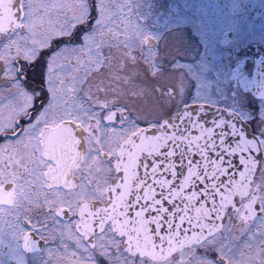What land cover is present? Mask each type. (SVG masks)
Here are the masks:
<instances>
[{
	"label": "snow or ice",
	"instance_id": "1",
	"mask_svg": "<svg viewBox=\"0 0 264 264\" xmlns=\"http://www.w3.org/2000/svg\"><path fill=\"white\" fill-rule=\"evenodd\" d=\"M125 7L131 15L145 5L130 0L121 11ZM65 8L73 13L71 22L52 27L50 13ZM94 9L91 16L90 0L71 5L0 0L2 71L23 101L6 123L0 122V133L15 135L16 118L28 116L42 95L24 87L28 66L51 47L53 36L70 41L46 56V102L15 142L23 151L0 149V236L7 224L9 234L23 241L8 245L0 264H29L26 253L32 254L31 264H50L52 250L39 248L34 236L45 245L59 241L63 253L57 251V264H98L97 255L104 264H264V161L253 155L264 154V72L257 83L239 65L233 69L231 79L243 91L231 88V97H222L230 103L216 110L212 126H205L204 105L211 108L215 102L199 76L192 103L185 98L182 70L191 69L180 62L188 54L182 36L148 32L138 23L148 19L147 13H138L135 21L122 18L123 31H114L108 27L112 13L105 0H96ZM76 25L83 26L79 45L71 43ZM101 45L115 47L119 56L104 57ZM77 49L88 53L85 76L67 84L57 73L59 61ZM105 59L115 68L106 79L89 83L91 69L99 72ZM21 60L25 63L13 64ZM145 96L154 101L158 116L149 119L151 111L133 115L122 103ZM37 129L39 135H33Z\"/></svg>",
	"mask_w": 264,
	"mask_h": 264
},
{
	"label": "flooded vegetation",
	"instance_id": "2",
	"mask_svg": "<svg viewBox=\"0 0 264 264\" xmlns=\"http://www.w3.org/2000/svg\"><path fill=\"white\" fill-rule=\"evenodd\" d=\"M160 4L164 0H156ZM174 5L177 4V0H168ZM187 3L193 1H199L201 5V11L198 8L194 10H187L184 14L175 15L172 17L171 26H161L159 29H169L174 32H178L183 38V42L187 47L188 54L180 57V62L182 64L190 66L185 67L182 71L185 74L187 81V88L185 90V98L188 103H192V97L196 95L197 89V73L203 72L205 76L212 75V83L207 87L208 98L215 102L214 106L224 108L230 103V100H225L222 97L227 95L231 97V88H236L239 91H243L240 87L238 80L231 79L233 76V69H237L239 65V71L243 74H249L257 65L264 66V0H184ZM174 23V24H173ZM150 30V29H149ZM157 31V29L154 28ZM83 31V26L81 28ZM77 29L74 33L76 34ZM73 35V36H74ZM80 35V34H79ZM69 41V37H60L52 39L50 48H45L42 50L39 57V64H46V56L51 55L52 52L56 51L59 47L64 45ZM113 55V47L105 51L104 57ZM114 56V55H113ZM25 63L23 60L13 64L19 66V64ZM108 60L105 59L104 64L106 65L101 69L103 75L94 76L90 83L96 82L101 78H107L110 71L114 69V63L112 68H109ZM220 67L221 73L228 80L230 85L229 88H225V82L222 86L220 80L217 78L216 72L209 71V66ZM131 66V65H130ZM203 67V70H202ZM180 71V70H177ZM32 66L27 68V76L23 83L27 86L29 90H32V85L36 82L32 81ZM260 76H255V80L258 83L260 81ZM136 83H140L139 78L136 79ZM220 86L223 90L222 92H217V87ZM131 87V85L129 86ZM253 90H258L256 85H253ZM81 96H83V91H81ZM43 100V99H42ZM131 101V102H129ZM37 104H32V107L28 108L29 115H20L16 118L15 124V135L11 132L0 133V149L6 146L18 147L23 151V145L17 146L15 142L24 136L23 130L29 127L35 122L38 111L41 108V100L36 99ZM122 103L128 105L130 111L135 115L137 112L149 113L152 115L148 116L149 119L153 116H158L159 111L153 109L154 101L151 97L145 96L143 98H133L129 97L126 100H122ZM182 107V105H181ZM172 110H175V105L172 106ZM6 116L0 115V122H7L12 114V108H7ZM141 127H145L142 121L138 122ZM255 125H251L254 127ZM43 128V124L40 125ZM33 135H39V129L32 132ZM260 154V153H259ZM259 159L264 161V154H260ZM259 176V173H257ZM237 202L239 197H236ZM6 219H13L11 216H7ZM26 227V225H25ZM4 233L0 236V239L4 241L0 245V253L7 254L9 252L8 245L15 247L17 243L22 244V240H17L11 236L10 229L7 224L3 225ZM239 236V233H234ZM33 239L37 243V246L42 250L45 248L51 249L53 255L50 259V264H57V251L63 253V249H58L57 246L59 241L53 242L49 240L48 244L45 245L44 241L38 236H34ZM241 238L235 241L237 246L243 244ZM69 249L71 250L74 246L69 241ZM22 251V249H21ZM202 249H198V252H202ZM29 259V264H31V255L25 254ZM41 255H46L44 252ZM213 258L215 253H212ZM6 258V257H4ZM98 264H104L103 258L97 255L96 257ZM9 264H15L14 261H9Z\"/></svg>",
	"mask_w": 264,
	"mask_h": 264
},
{
	"label": "rangeland",
	"instance_id": "3",
	"mask_svg": "<svg viewBox=\"0 0 264 264\" xmlns=\"http://www.w3.org/2000/svg\"><path fill=\"white\" fill-rule=\"evenodd\" d=\"M36 2L48 3V4L62 3V4L71 5L74 3V0H36ZM95 2L96 0H90V3L93 5L91 16L96 15L95 9H94ZM105 2L109 5V8L112 13L108 27L112 28L114 31H123L125 25L124 23H122V18H128V19L135 21L137 19L138 13L140 14L147 13L148 19L138 21V23L142 24L148 32L163 33L164 35H171L172 33H178V32H174L169 29L161 30L159 28L161 26H166V27L171 26L172 17L175 15L181 16L187 10H194L198 8V10L201 11V5L199 1H193L191 3H187L184 0H177V4L174 5L168 0H164L162 4H160L159 1H156V0H131L132 3L141 2L145 5V7H142L140 9L134 8L130 15L128 13L127 7H125L123 11H121V8H120L121 5L128 4L130 0H105ZM149 4L151 5V8L147 7V5ZM72 15H73L72 11L67 8L53 10L49 16L51 26L54 28H60L62 25L70 23ZM93 22L94 21L90 17L89 27L91 26ZM45 27H48V25H45ZM81 28H82V25H76L77 32L74 36L71 37V43L76 44V45H79L82 43V41H80L78 38L79 34L82 32ZM154 28L157 29V31L154 30ZM56 38H58V36L52 37V39H56ZM105 38L109 40L112 44L116 43L115 39H113L110 35H106ZM124 38H125L124 36L119 37L120 40H124ZM69 42L70 41H67V43ZM67 43H64V44H67ZM122 48H123V45H121V49ZM106 50H107V45H101V48L99 49V51L103 54V56ZM133 54L139 56V51L134 50ZM113 55L117 57L119 56V53L115 47H113ZM77 57H79V59L84 62V66L78 63ZM59 64L61 66L57 69V73L63 77V79L65 80L67 84H71L73 81V78H76L77 80H79L85 76L86 66L88 65V53L86 51H80L79 49H77V51L75 52L73 51L66 52L63 58L59 61ZM3 67H4L3 62L0 61V115L1 117H3V114L5 116L7 115L6 114L7 108L13 109L14 106L19 105L23 102L21 98H19L16 95L15 89H11V86L8 83V80L4 77V74L2 71ZM45 67H46V64L40 65L39 60H37L34 66H32V74H31L32 81L36 82L38 85V86H36V84L32 85V89H36L37 91L42 93V95L39 97V99L41 100V106L43 103L46 102L45 98L47 96L46 88L43 86V76H42ZM114 68H115V63H114ZM211 70L216 72V75H218L217 78L220 80L223 86L226 80L225 73L223 75L220 71V67L213 66V65L209 66V71L211 72ZM99 75H103V72H101V69L99 72H97L95 68L93 67L90 71L89 83L93 80L94 76H99ZM197 76L201 77L202 80L208 86H210V84L212 83V75H208L206 77L203 72H199L197 73ZM24 87L28 89L25 83H24ZM76 87L80 88L81 85L77 83ZM77 95L81 96V91L78 92ZM35 102L36 100H34V104H37Z\"/></svg>",
	"mask_w": 264,
	"mask_h": 264
},
{
	"label": "water",
	"instance_id": "4",
	"mask_svg": "<svg viewBox=\"0 0 264 264\" xmlns=\"http://www.w3.org/2000/svg\"><path fill=\"white\" fill-rule=\"evenodd\" d=\"M261 72H264V66L263 65H257L249 74H246V76L248 77L249 80H252L253 79V76H260V73ZM193 107H198V105H193ZM204 107L206 109V113L205 112H202L201 113V117L203 118V121L205 122V126L210 127V126H212L210 122L213 119V116L216 114V110L218 108L219 109H223V108H220V107H217V106H213V107L210 108L208 104H205ZM223 114L226 116V113H223ZM194 134H198V133H195V130H194ZM253 155L260 157V154L259 153H254ZM157 159H159V158H157ZM174 159L176 161H178L179 160V157L178 156L177 157H174ZM193 159L194 160H198V159H200V157L199 156H194ZM149 163H151V161H149ZM234 163L239 166L238 157L234 160ZM240 167H242V166H240ZM140 174L143 175V169L142 168L140 170ZM167 178L168 179H171L170 173L167 175ZM236 178L237 179L239 178L238 175L236 176ZM222 179H223V177H222ZM176 183L178 184L179 181L177 180ZM157 190L159 191V189H157ZM181 207H182V205H181Z\"/></svg>",
	"mask_w": 264,
	"mask_h": 264
}]
</instances>
